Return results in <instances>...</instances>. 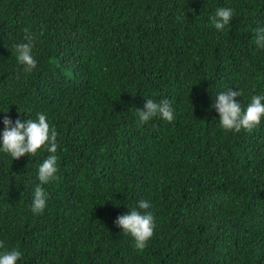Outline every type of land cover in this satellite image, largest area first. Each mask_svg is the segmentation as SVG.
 Listing matches in <instances>:
<instances>
[{
	"label": "trees",
	"instance_id": "16d2710c",
	"mask_svg": "<svg viewBox=\"0 0 264 264\" xmlns=\"http://www.w3.org/2000/svg\"><path fill=\"white\" fill-rule=\"evenodd\" d=\"M221 7L234 15L217 30ZM260 27L264 0H0V147L5 116L42 112L59 145L42 214L31 207L50 153L0 151V253L19 248L17 264H264V118L227 131L213 107L229 89L242 109L264 95ZM25 29L30 73L13 47ZM147 98L168 99L175 119L138 125ZM134 207L155 218L143 251L114 223Z\"/></svg>",
	"mask_w": 264,
	"mask_h": 264
},
{
	"label": "clouds",
	"instance_id": "9594fccd",
	"mask_svg": "<svg viewBox=\"0 0 264 264\" xmlns=\"http://www.w3.org/2000/svg\"><path fill=\"white\" fill-rule=\"evenodd\" d=\"M234 15L231 8H217L215 15L210 17L211 24L217 30H223L228 25ZM178 20L182 17H177ZM24 40L27 42L14 44L18 62L24 66L25 72H32L37 66V61L33 56L34 37L25 29ZM255 44L264 49V27L255 29ZM243 95L242 91L229 89L219 93L215 98L213 107L219 113L220 126L227 131L240 132L246 130L251 132L259 126L264 118V95H253L251 102L246 109H242L236 98ZM7 112V111H6ZM138 125H145L156 116H160L165 121L171 123L175 119V109L168 99L155 102L153 99H146L143 108H136ZM5 129L2 134V147L0 151L10 154L13 159H20L25 155H36L39 150L46 149L50 155L43 160L38 169V184L34 190L31 211L34 214H42L47 203V193L42 185L57 179L58 150L57 130L55 126H50L45 113H38L37 119H28L23 122L20 119L13 121L9 116L3 119ZM139 209L150 208L148 201L141 200ZM154 215L145 211L143 214L137 208H132L128 213L120 215L114 223L121 228L124 233L130 234L135 241L134 247L143 251L147 242L154 234ZM0 248H4L3 241H0ZM23 253L19 248H13L0 253V264H17Z\"/></svg>",
	"mask_w": 264,
	"mask_h": 264
}]
</instances>
